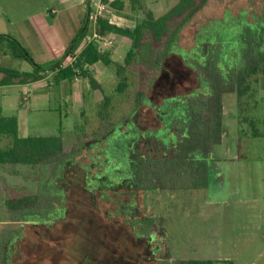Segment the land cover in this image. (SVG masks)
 <instances>
[{
    "label": "rangeland",
    "instance_id": "obj_1",
    "mask_svg": "<svg viewBox=\"0 0 264 264\" xmlns=\"http://www.w3.org/2000/svg\"><path fill=\"white\" fill-rule=\"evenodd\" d=\"M0 1L5 5L13 0ZM23 1H33L34 8L40 9L31 20L22 21L27 26L4 24L3 27L15 38L26 34V42H32L37 36L40 47L42 44L48 47L44 57L40 56V50L33 51L34 61L44 66L64 64L71 47L67 42L83 27L88 5L63 8L49 5L47 0ZM176 2L166 1L160 9L152 8L151 12L160 16ZM47 8L55 9V16H50ZM263 11L264 0H208L178 32L173 54L163 60L159 78L154 81L156 76L151 77L149 82L154 84L150 90L146 78H141L131 83L127 91L118 93L119 78L114 67L101 66L94 70L101 90L91 89L88 81L79 77V100L69 99L75 97V86L67 85V90L71 88L70 95L66 93L68 102L64 105V100H60L66 99V91L60 94V99L52 98L44 107L47 117L33 116L35 109L27 108L28 112L30 110L29 127L21 123L20 112L13 113L21 123L19 136H51L62 131L66 158L77 153L68 163L51 165L48 171L46 167L39 170L21 164L0 166V234L6 229L21 228L13 263L163 264L161 257L168 249L171 260L220 258L231 259L233 264L264 263V74H248L253 63L250 61L239 72L245 78L241 87L235 82L232 86H222L220 71L212 68L216 59L201 68L197 62L199 55L194 52L198 41L214 38L228 54V44L232 47L241 43L246 34L244 24L254 25ZM142 17L143 14L138 13L137 19ZM135 18L131 17L128 24H134ZM111 39L120 47L109 51V55L123 64L129 42L118 43L115 37ZM60 44L58 51L55 47ZM198 45V51L202 49L200 55L210 49L207 44ZM180 55L184 56L186 65ZM0 66L26 70L30 64L0 55ZM138 68V64L132 67L136 72L143 70V67ZM202 83L215 90L220 88L221 96L220 134L217 143L209 149L213 161L203 178L206 187L185 188L183 179L180 186L173 185L172 181L162 186V181L154 179L151 187L148 186L151 190H134L132 194L116 187L118 178L131 171L126 170V156H144L153 162L165 159V151L171 154L172 145L164 151L155 138L158 134L165 142L173 139L169 133H156L162 129L156 108L173 96L190 98L195 92H204ZM244 85L249 89L239 97L238 91ZM140 91L150 104L138 109L135 101ZM197 98L198 101L206 99ZM194 101L190 100V104ZM101 111L107 119L99 116ZM2 114L12 113L5 110ZM0 148H6L1 141ZM204 154L207 156L206 152ZM162 166L168 168V164ZM109 184L113 187L101 189ZM39 187L49 188L54 194L59 188L63 189V206L54 203L61 198L43 195L38 210L33 212L39 221H10L4 201L34 196ZM114 187L117 192L112 190ZM59 207L66 209L65 218L51 223L48 218V222H44V217Z\"/></svg>",
    "mask_w": 264,
    "mask_h": 264
},
{
    "label": "trees",
    "instance_id": "obj_2",
    "mask_svg": "<svg viewBox=\"0 0 264 264\" xmlns=\"http://www.w3.org/2000/svg\"><path fill=\"white\" fill-rule=\"evenodd\" d=\"M101 2L102 4L107 5L109 1L101 0ZM207 2L208 0H177L176 4H174L162 15L156 17L152 14V12L143 9L141 0H130L132 9L142 11L143 14L142 19L133 28L118 27L109 24L106 18L99 17L95 24V32L97 35L101 37L107 35L118 36L119 38L127 39L130 42V47L127 51L123 64L113 62L110 59L109 54L102 53L98 50V45L95 42H90L82 48L89 22L84 23L83 27L76 34L72 46L68 49L65 59L71 58L73 61L65 68H62L61 63L46 66L36 64L31 59L27 51L15 39L8 35H0V46L2 47V43L6 42L5 52L14 59L28 62L32 66V73L19 74L13 70L2 68H0V72L5 73L8 78L24 76L30 80L29 82H34L42 78L40 75L41 73L50 71L55 73L54 80L56 82L63 80L71 81L73 78L80 77L82 79H87L91 89H100L99 85L89 73L87 68L101 62L105 66L114 67L115 75L117 79L119 78V83L116 87V91L118 93L127 91L131 83H133L136 79L141 80V78H146L145 82H148L147 84L148 88L150 87V90L154 84V82L151 84L149 82L151 77L156 76L154 81L159 78L163 60L173 54L178 32L206 5ZM110 7L121 9L122 2L114 0L110 3ZM262 39L264 40V33L262 35ZM263 43L264 42L262 41L261 45ZM78 51L80 52L77 54ZM250 61L253 63L250 64V73L247 72L248 74L253 75L257 72L264 74L263 55L260 57H253ZM136 64H138L140 68L143 67V70L138 68L140 71L136 72L135 69H132L133 65ZM130 72L132 73V78L130 77L129 80L128 74ZM142 75L145 76L142 77ZM243 79L245 78L239 76L236 80L238 88L241 87ZM4 84L5 80L0 81V85ZM232 85L233 84L230 86ZM242 87L243 88H240L238 91L239 97L245 94L249 89L246 85ZM230 90H233V88L231 87ZM210 100L211 107L213 106L214 112H217L216 114L214 113V120H210L209 123H207V127H205L202 133H188L177 154L175 156H171L170 158H165L166 160L163 159L150 162L144 156L140 158L136 156L131 158L132 162H134L137 166L132 167L131 171L127 172L128 175H124L122 181L118 178V183H116L115 186L117 187L118 185V188L125 189L127 193L132 194L134 190H151V182H154V179L162 181V186H164L167 182L170 183V181H172L173 185L180 186L182 185L181 183L183 179L185 188H205L206 185L203 178L209 168L206 161H198V157H195V155L197 153L198 155H201L200 152H203L202 157L205 160L207 159L204 151L217 143L216 141L220 134L219 123L221 119L220 94L217 93V96L211 97ZM135 103H137L138 109L141 105H146V103L150 104L148 100L146 101L143 91L137 92ZM207 106H209V104ZM102 113V111L99 112V116L103 120L107 119V116ZM61 133L62 131H60L57 135L51 136L19 137L17 117L14 115H0V139L7 138L9 140L8 147L0 148V166L21 164L26 166H35L38 167L39 170L46 167V170L48 171L49 166L51 165L54 166L62 164L63 162L68 163L71 157L73 158L77 153L66 158L64 153L65 142ZM106 135H108V133ZM103 138L105 139L106 137ZM90 145L91 142L89 141V146ZM163 164H168V168H163ZM143 168H145L146 171L143 170ZM165 171L166 173H164ZM109 187H113V185L109 184L105 188L101 189L106 190ZM48 189L49 188L40 189L39 187L37 194L34 196H22L19 198L6 199L4 201V205L7 212H9V220L24 222L39 221L40 218H37L33 212L38 210V202L40 197L43 195L46 197L50 195L49 197L61 198L54 203H59L60 206H63L65 203L63 198V189L59 188L57 194L52 193V191ZM115 189V187L112 188V190ZM129 207L131 208L132 205ZM65 211L66 209L63 207L52 210V212H49L50 215L44 217V222L47 223L48 221H46V219L48 218L51 220L48 223L58 219L62 220L65 218ZM147 223L149 225L148 228H150L152 222L149 220ZM20 237V227L6 229L1 232L0 264H15L13 263V257L16 254L15 244ZM161 258H163V264H218V261L215 260H171L169 249L166 251L165 255H162Z\"/></svg>",
    "mask_w": 264,
    "mask_h": 264
},
{
    "label": "crops",
    "instance_id": "obj_3",
    "mask_svg": "<svg viewBox=\"0 0 264 264\" xmlns=\"http://www.w3.org/2000/svg\"><path fill=\"white\" fill-rule=\"evenodd\" d=\"M93 1H95V0H90V7H91ZM108 1L109 2L107 4V6L110 8V12L108 15H106V19L115 23L116 25H118V27H124L125 26L124 24H126L127 28H133L142 19V18L140 20L137 19L138 13H142V11L132 9L131 4H130V0H127V4H126V0H119L122 2L121 9L110 7V3L114 0H108ZM166 1H170V0H141L143 9L146 11H150V12H151L152 8L160 9V6L163 5ZM32 3H34V2L33 1H23V0H13V1L6 3L4 5L0 1V35H8V36L12 37L13 39H15L27 51V53L30 55V57H31V55L32 56L34 55V54H32V53H35L33 51H38V50H40V52H41L40 56L44 57V56H46L44 54V52H46V49H48V47L47 46L44 47L43 44H42V47H40V43H37V36L35 37V39L32 42L31 41L26 42V40H24L27 38L26 36H24L26 34H23L19 37L16 36V38H15L14 36H11L9 34V32H7L5 27H3L4 24L9 25V26H21L22 27L24 25V24H22V21L26 22V19H28L27 20V22H28L29 19L31 20L34 16L35 11L37 9H40V7L34 8V5ZM47 4H49V5L50 4H54V5L56 4L59 7L65 8L66 5H69V6L70 5H80V4H87L88 5V0H47ZM47 11L49 12L50 16H55V14H56V10L53 8H47ZM87 12H88V6H87V10H86V16L84 17L85 22H87L86 21L87 20ZM40 16L43 17L44 16L43 13H41ZM133 16L136 17L134 24L129 25V24H131V17H133ZM129 18H130V20H129ZM128 22H130V23L128 24ZM24 26H27V25H24ZM93 33H94V26L92 23H89L87 26L86 36L83 40L84 45L82 44V48L87 44L86 40L88 38H90L93 35ZM110 37H115L117 39L118 43L124 42L125 40H127L124 38H119L118 36H110ZM74 38H75V36H72L70 38V40H68L67 43L68 44L70 43L72 45ZM3 45H6V42L2 43V47L0 46L1 47L0 48V55L10 56L8 53L5 52L6 51L5 46H3ZM118 45L119 44L115 43V40H114V44L112 47L101 48L104 50L102 53L109 54V51L116 50L118 48ZM48 46L51 47V45H48ZM61 47H62V45L60 44L55 48H56V50H58V49H61ZM66 47H67V45L65 46V48ZM119 47H120V45H119ZM129 47H130V42H129ZM1 49H2V51H1ZM79 52L80 51H78L77 54ZM109 57H110V55H109ZM110 59H111V57H110ZM18 61H23V60H18ZM72 61H73V59L67 58L66 62L64 64H62V68L69 66L72 63ZM112 61L115 62L114 60H112ZM34 62L36 64H39L36 61H34ZM39 65H41V64H39ZM101 66L107 67L104 64H102L101 62H98V63H96L92 66H89L87 68L89 73L93 76V78L95 79V81L99 85L100 90L102 88H101V85L99 84V81L97 80V77H95V75H94V70L97 71L96 67L101 68ZM0 68L10 69V70H13L19 74H31L32 73V66L31 65L26 70L21 69V68H6L3 66H0ZM40 75L42 76L41 79H38L37 81H34V82H29L30 80H28L24 76L9 77L8 78L5 73L0 72V81L5 80V84L0 85V113L4 112L5 110L10 111L12 113L11 115H14L13 113L20 112L22 115L21 123L25 127H29V125L31 124L30 123V115H29L30 110L28 112L27 108H29V109L34 108L35 109L36 112L34 113L33 116H37V117L46 116L47 117V115L44 111V107H46L48 105V103H50L52 98L57 97L60 99V94H62L63 91H66L65 95H64V96H66V99L61 98L60 100H64V105H66V102H68V98H67L68 94H66V93L69 92V95H70L71 88H70V91H69V89L67 90L66 89L67 85H70V86L74 85L75 86V97L70 96L69 99L72 98L75 101L79 100L78 93L81 92V82H80L79 77L73 78L71 81L63 80L60 82H56L54 80V76H55L54 72L46 71V72L41 73ZM83 80L85 81L87 79H83ZM85 86H87V85H85ZM23 88H25V89H23ZM12 90L14 91V94H11ZM10 94H11V96H10ZM25 97H27V99L24 101ZM2 116H5V115L2 114ZM6 116H8V115H6ZM14 116H16V114ZM16 117H17V121H18V132H19V127H20L21 123H20L19 117L18 116H16ZM31 119H33V117H31ZM18 136H19V134H18ZM19 137H27V136H19ZM0 141L2 142V144H5L6 147L9 146V140L7 138H1ZM214 260L218 261V262L223 260V261L229 262L228 264H233V261L231 259L216 258ZM218 264H221V263H218ZM251 264H258V263L254 262Z\"/></svg>",
    "mask_w": 264,
    "mask_h": 264
},
{
    "label": "flooded vegetation",
    "instance_id": "obj_4",
    "mask_svg": "<svg viewBox=\"0 0 264 264\" xmlns=\"http://www.w3.org/2000/svg\"><path fill=\"white\" fill-rule=\"evenodd\" d=\"M236 21L240 22L241 19ZM243 27L246 30V34L240 41L241 43H236L232 45V47L230 44H228L230 47L228 54H226V50L222 46V43L218 42V40L214 38L198 41V44L203 43V45H209L208 47H210V49L209 51L206 50L207 52L205 55H200V51L202 49L198 51L199 45L196 44V51L194 52L198 53L199 55V57H197V62L201 68H204L206 63L208 65V61H211L212 59L217 60L213 62V65H215L212 68L218 69V71H220L222 86H230L231 84H234V82L236 83V80L240 76L239 72L246 64H249L251 58L260 57L262 55L264 56V43L261 45L262 41L264 42L262 39V35L264 33V11L260 18L255 19L254 25L245 26L244 24ZM180 56L182 61H184V56ZM202 85H205V88H201V90L204 92H195L194 96L190 97L193 99H190L189 97L183 98L181 96H173L167 100H163L162 106L160 108L158 107V109L156 108L160 124L162 125V129L156 133L161 132L163 135L169 133L170 137H173L172 140L165 142L163 137H158V134L155 136V138L159 140L161 146L164 148V151L168 150L170 145L173 147L171 154H167V151H165L164 156L166 159L177 154L188 133H202L205 127H207V123H209L210 120H214V110L211 109L210 99L211 97L215 96V94L217 95L218 89L220 88L217 89L216 87L215 90L213 86H207V84L204 83H202ZM198 96L206 97V99L198 101ZM187 100L188 102H186ZM190 100H195L194 104H190ZM208 104L210 105L207 106ZM165 114L166 116H164ZM143 136L144 135L141 137ZM177 136L179 139H177ZM209 149L204 151L207 154V156L205 155V157H207L206 160L202 157L203 152H200L201 155H198V153L195 155V157H198V161H206L208 168L213 161V157L211 159V151H209ZM124 160V163H126L127 166L126 170L132 168L130 167L133 166L131 165L132 163L135 164L132 162L129 156H126V159ZM123 177L124 176L119 177V180L122 181Z\"/></svg>",
    "mask_w": 264,
    "mask_h": 264
},
{
    "label": "built area",
    "instance_id": "obj_5",
    "mask_svg": "<svg viewBox=\"0 0 264 264\" xmlns=\"http://www.w3.org/2000/svg\"><path fill=\"white\" fill-rule=\"evenodd\" d=\"M109 12H110V8L107 5L102 4L101 0H95V1H93L92 5L89 9L88 16H87V22L92 23L94 26V33L90 38H88L86 40V43L89 44L90 42H95L98 45V50L101 52L104 51L101 48L112 47L114 42L109 35L104 36V37L97 35L95 32V24H96V20L99 17L106 18V15H108ZM108 22H109V24L118 26L109 20H108ZM26 99H27V97L24 98V101Z\"/></svg>",
    "mask_w": 264,
    "mask_h": 264
},
{
    "label": "water",
    "instance_id": "obj_6",
    "mask_svg": "<svg viewBox=\"0 0 264 264\" xmlns=\"http://www.w3.org/2000/svg\"><path fill=\"white\" fill-rule=\"evenodd\" d=\"M89 9H90V0H88V12H87V16H88V13H89ZM87 21V20H86ZM72 46V45H71Z\"/></svg>",
    "mask_w": 264,
    "mask_h": 264
}]
</instances>
